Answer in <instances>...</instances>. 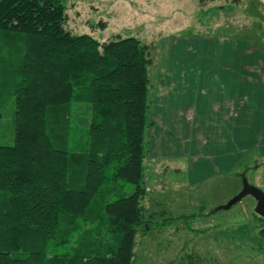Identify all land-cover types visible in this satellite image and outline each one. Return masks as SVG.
I'll use <instances>...</instances> for the list:
<instances>
[{"label": "trees", "instance_id": "1", "mask_svg": "<svg viewBox=\"0 0 264 264\" xmlns=\"http://www.w3.org/2000/svg\"><path fill=\"white\" fill-rule=\"evenodd\" d=\"M68 20V0H0V121L15 105L14 142L0 144V264H133L153 223L150 46L100 44Z\"/></svg>", "mask_w": 264, "mask_h": 264}, {"label": "rangeland", "instance_id": "2", "mask_svg": "<svg viewBox=\"0 0 264 264\" xmlns=\"http://www.w3.org/2000/svg\"><path fill=\"white\" fill-rule=\"evenodd\" d=\"M244 1L230 5V8L227 5L231 0L207 1L205 4L199 0H68L66 27L74 33H91L100 44L116 39L119 34L135 36L147 43L152 59V95L153 92L163 95L169 87L183 93L182 100L173 94V101L167 103L176 117L173 121L176 119L175 123L180 127L184 116L188 117L186 113L192 116L191 111L180 108L204 92L199 87L202 82L209 96L206 102L209 100L215 106V102L220 104L224 97L227 98L228 88L222 87L228 80L223 79L220 70L222 66L233 68L229 46L238 40L251 42L264 56L263 7ZM221 4L227 8L222 10ZM101 21L106 23L105 28L100 25ZM219 86L222 87L218 94L211 92ZM229 103L230 100L227 101L230 106ZM196 123L199 125L198 121ZM202 134V131L196 134L194 130L193 141L196 136L201 145L206 138ZM14 139L15 105L11 101L0 121V144H13ZM219 141L222 145L212 146L211 139L210 147L201 153L211 154L207 157L210 161L215 155L235 154V163L230 170L213 171L199 182H191L189 167L195 161L202 165L205 159L198 155L197 161L192 154L194 150L190 152L189 143L181 147L173 144L165 156H147L144 163L147 193L143 204L148 211L147 218L151 217L153 223L146 235L141 232L136 237L141 250L138 251L137 245L133 264H188L191 260L194 264L213 260L227 264H264V236L258 234L259 219L254 218L260 215L255 211L253 195L244 196L228 209L220 208L211 213L212 209L226 205L242 191L244 179L264 192V142L260 139L256 144L232 147L227 131ZM230 150L234 153H228ZM179 151L183 156L174 157ZM200 211L208 215L191 217L175 226L157 224L165 217ZM171 233L176 235L171 237L172 240L169 238ZM168 240L170 248H166ZM184 245L187 253L195 256L180 254L184 252ZM199 252L200 255H196Z\"/></svg>", "mask_w": 264, "mask_h": 264}, {"label": "crops", "instance_id": "3", "mask_svg": "<svg viewBox=\"0 0 264 264\" xmlns=\"http://www.w3.org/2000/svg\"><path fill=\"white\" fill-rule=\"evenodd\" d=\"M244 0H240L236 3V1L228 3V7L230 5H239ZM249 3H254L259 7H263L264 10V0H248ZM225 5V4H221ZM230 8H232L230 6ZM225 10V9H222ZM234 45V46H233ZM232 46V55H233V68L228 69L226 66H222L221 73L224 80H228V82L222 86H219L215 90H212V93L218 94L221 91V87L228 88L227 98L224 97L223 102L214 106L209 103V100L206 102L207 95L204 89V83L202 82L199 87L202 88L204 92L197 94L195 99H192L186 107H181L180 110H184L185 112L191 111V114L186 113L188 117L185 115L183 118V123H179L181 126L178 127V123L176 119L173 121V117L175 115L172 114L171 107L167 104L169 100L173 101V94L183 97V93L179 90L168 89L167 93L163 95H159L158 93H154L152 95V106H151V116L150 121L152 122L150 128L147 131V138L149 141V157H159L165 156L166 151L172 149L173 144H177L181 147L182 144L190 145V152L194 153L195 159L198 161V155L203 160L205 159V163L202 165H197V162H194L190 165V179L191 182H199L200 180H204L207 176H209L213 171L220 172L224 170H230L231 166L235 163V154H230L226 157L215 155L212 156L211 160L207 157H210L211 154L205 155L201 152L206 148L210 147L209 142L212 139L213 145L220 146L222 145L221 136L225 134L229 135L230 142L232 147H238L245 144H256L260 139L261 142H264V56L263 52L256 49L255 45L251 42L245 41H236ZM228 48V47H227ZM226 48V49H227ZM260 73V75H259ZM162 73L160 72L159 75ZM155 75V74H154ZM152 76V75H151ZM162 78V79H161ZM193 78V77H192ZM152 79V77H151ZM161 80H165L163 77H160ZM202 79V77H201ZM193 80V79H192ZM203 80V79H202ZM224 82V81H223ZM153 85V82H151ZM166 85V84H165ZM196 85V84H193ZM192 85V86H193ZM153 89V88H152ZM164 89V88H163ZM182 93V94H178ZM225 95V94H224ZM169 98L167 100H163L164 98ZM231 97V98H230ZM233 97V100H232ZM160 99V102L157 100ZM231 101L230 106L227 104V101ZM214 103V104H215ZM209 104V105H208ZM177 115V114H176ZM176 118V117H174ZM199 122V125L196 126V122ZM170 122V123H169ZM171 124L169 126V124ZM216 123V124H214ZM181 129L183 131H181ZM195 133L202 131V135L206 138L203 139L201 145L197 142V138L195 136L196 141H193L192 136L193 132ZM232 134V138L230 137ZM259 135H263L259 137ZM191 136V138H190ZM259 138V140L257 139ZM209 145V146H207ZM201 146V148H200ZM200 150V151H199ZM182 151L174 154V157L183 156ZM220 153V152H219ZM228 153H234L233 150H230ZM172 155V154H170ZM148 157V158H149ZM193 157V156H191ZM223 160L224 163L221 161ZM167 166V165H166ZM165 166V167H166ZM208 166V167H206ZM234 204H232L233 206ZM231 207V206H230ZM229 207V208H230ZM148 208V207H147ZM146 209V206H145ZM228 209V208H227ZM202 210V209H201ZM205 210V209H204ZM203 211V210H202ZM200 211L198 215L193 217L194 219L202 218L206 216L207 213H203ZM146 209V213H147ZM208 215V214H207ZM257 219L256 217L254 218ZM186 219L175 220L172 223L167 224L169 226H175L177 222H182ZM161 227H166V225L160 224ZM160 225H157L160 227ZM192 230V229H190ZM146 233H142V235H146ZM170 240H172L176 236L171 233ZM216 240V238H214ZM137 240V239H136ZM170 240H168V247L170 248ZM138 251L140 249L139 242L137 241ZM137 247V246H136ZM175 247V246H174ZM164 249V248H162ZM187 247L184 245L182 247V255L187 257H193L195 255L189 254L186 251ZM141 250V249H140ZM189 250V248H188ZM195 254V253H194ZM196 255H200L196 253ZM190 258V260H191ZM198 262V261H197ZM188 264H194V260L189 261ZM205 264H227L221 263L218 261L206 262Z\"/></svg>", "mask_w": 264, "mask_h": 264}, {"label": "water", "instance_id": "4", "mask_svg": "<svg viewBox=\"0 0 264 264\" xmlns=\"http://www.w3.org/2000/svg\"><path fill=\"white\" fill-rule=\"evenodd\" d=\"M248 194L254 196L257 202L255 211L264 218V192L260 188L250 185L247 179H244L242 191L238 193L228 204L231 206Z\"/></svg>", "mask_w": 264, "mask_h": 264}, {"label": "flooded vegetation", "instance_id": "5", "mask_svg": "<svg viewBox=\"0 0 264 264\" xmlns=\"http://www.w3.org/2000/svg\"><path fill=\"white\" fill-rule=\"evenodd\" d=\"M257 203V202H256Z\"/></svg>", "mask_w": 264, "mask_h": 264}]
</instances>
